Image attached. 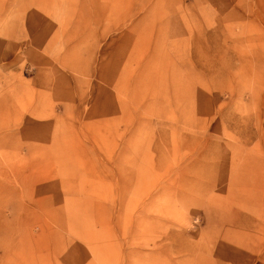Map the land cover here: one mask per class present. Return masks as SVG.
I'll list each match as a JSON object with an SVG mask.
<instances>
[{
	"label": "rangeland",
	"instance_id": "374dc122",
	"mask_svg": "<svg viewBox=\"0 0 264 264\" xmlns=\"http://www.w3.org/2000/svg\"><path fill=\"white\" fill-rule=\"evenodd\" d=\"M0 264H264V0H0Z\"/></svg>",
	"mask_w": 264,
	"mask_h": 264
}]
</instances>
